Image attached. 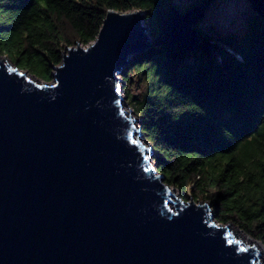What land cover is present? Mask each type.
<instances>
[{"label": "water", "instance_id": "obj_1", "mask_svg": "<svg viewBox=\"0 0 264 264\" xmlns=\"http://www.w3.org/2000/svg\"><path fill=\"white\" fill-rule=\"evenodd\" d=\"M249 1L264 19V0ZM207 9L160 8L156 37L142 10L109 9L91 43L62 50L50 81L0 55V264H264L210 203L173 193L121 94L133 55L197 49Z\"/></svg>", "mask_w": 264, "mask_h": 264}, {"label": "trees", "instance_id": "obj_2", "mask_svg": "<svg viewBox=\"0 0 264 264\" xmlns=\"http://www.w3.org/2000/svg\"><path fill=\"white\" fill-rule=\"evenodd\" d=\"M170 3L0 0V55L50 81L62 50L91 43L107 10H142L156 37L163 33L157 12ZM250 21L241 36L213 40L198 31L192 51L152 45L121 76L129 81L136 70L147 81L142 96L127 94L128 104L164 181L184 198L209 201L218 222L234 223L264 246V19Z\"/></svg>", "mask_w": 264, "mask_h": 264}, {"label": "rangeland", "instance_id": "obj_3", "mask_svg": "<svg viewBox=\"0 0 264 264\" xmlns=\"http://www.w3.org/2000/svg\"><path fill=\"white\" fill-rule=\"evenodd\" d=\"M198 2H202V1L201 0H172V3L175 6H177L180 12L187 10L191 6L197 4ZM206 11L207 13H206L205 18L202 20V22L195 24L194 28L197 31H200V32L205 33L206 35H209L213 40H217L221 37L226 36V34L228 35L230 33H234L237 35L239 34V36L243 35L246 32L251 22L250 20H252L254 16H256L255 11L252 9V4L249 0H209L208 9ZM150 32H151V28L149 27V34ZM23 70L27 71L25 69ZM33 76L36 77L37 75L34 74ZM122 77L123 76L120 75V78L122 80L121 81L122 82L121 83L122 85L121 94L124 96V105H125L126 111L128 112V110H130V114L136 118L137 120L136 122L137 124H139L140 118L134 112L132 107L128 104L129 96L127 94L129 93L132 96L137 95L139 97L142 96L146 91L147 81L144 75L138 74L136 70L130 71L129 81H124ZM138 136H140L141 139L144 142H146L142 134ZM154 158L155 156L152 158V161L155 163ZM174 189L180 195V197H182L185 200L189 199L190 197L189 195H187V198H184L182 192H180L175 187ZM195 202H198V201H195ZM206 203L209 204V201H206ZM210 208H211V211H213L211 203H210ZM230 223L233 225V227L235 226L234 223L232 222ZM235 228L238 230L240 234L246 236V238L248 237L253 240L252 237H249V235L246 234L239 227L235 226ZM263 258H264V253H263Z\"/></svg>", "mask_w": 264, "mask_h": 264}, {"label": "bare ground", "instance_id": "obj_4", "mask_svg": "<svg viewBox=\"0 0 264 264\" xmlns=\"http://www.w3.org/2000/svg\"><path fill=\"white\" fill-rule=\"evenodd\" d=\"M3 60H6V58L5 57H1ZM130 113V110H128V112L126 111V115H128ZM138 137V139L140 140V142L142 143V144H144V145H146L147 146V143L146 142H144L142 139H141V137L140 136H137ZM173 193L177 196V197H179L180 195L176 192V190L174 189V191H173ZM171 197H172V199H176V197L171 193ZM240 234V233H239ZM242 237L241 238H243L244 240H246V241H256L258 244H259V246H260V261H262L263 263H264V258H263V251H264V249H263V245L261 244V242H259V241H257V240H255V239H250V238H246V236H244V235H242V234H240ZM240 241H242L243 242V240H240ZM244 243V242H243Z\"/></svg>", "mask_w": 264, "mask_h": 264}]
</instances>
